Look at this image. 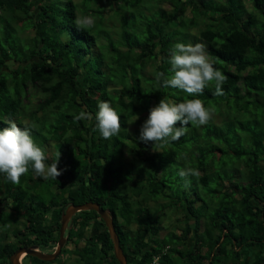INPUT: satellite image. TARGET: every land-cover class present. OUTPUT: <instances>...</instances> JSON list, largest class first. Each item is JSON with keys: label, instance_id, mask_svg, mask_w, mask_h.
I'll list each match as a JSON object with an SVG mask.
<instances>
[{"label": "trees", "instance_id": "1", "mask_svg": "<svg viewBox=\"0 0 264 264\" xmlns=\"http://www.w3.org/2000/svg\"><path fill=\"white\" fill-rule=\"evenodd\" d=\"M231 1L212 2L209 8L211 2L204 0H0V130L8 127L9 120L21 129L27 126L38 145L60 152L58 170H64L57 181L36 177L29 170L16 185L0 174V264H11L14 242L17 248L39 241L55 247L62 212L69 204L86 202L97 203L109 213L127 264H153L154 260L157 264H264V115L253 118L255 129L245 123L236 129L230 113V100L237 105L235 109L251 101L264 108V19L258 22L253 13H247L239 23L246 11L241 0ZM247 1L264 16V0ZM103 2L109 4L108 18L120 23L115 32L119 40L108 38L99 43L108 33L104 10L98 6ZM164 3L170 4V12L162 8ZM143 7L157 20L139 23L136 14ZM188 9L191 16L184 19ZM202 15L219 16L218 23L206 25L199 37L208 45L213 66L228 77L223 96L214 95V85H209L203 95L188 97L178 89L161 87L154 77L157 72L171 75L167 57L177 42L175 35H167L169 29L180 32L196 27ZM83 16L93 17L94 24L78 26L75 21ZM124 16L130 20L125 18L123 25ZM25 32L28 35L23 37ZM66 34L70 38L66 39ZM8 61L19 66L3 70ZM150 63L156 65L154 76L144 73ZM103 64L106 71L101 69ZM109 84L119 89L108 91ZM163 98L177 103L199 98L217 114L225 107L221 126L215 127L211 121L200 127L187 126L189 133L184 139L192 146L186 150L185 160L164 162L169 146L178 147V141L161 145L139 140L149 110ZM104 101L116 110L122 128L110 140L93 130L94 119H74L81 110L94 117L97 105ZM135 116H141L136 121L138 129L128 138L126 125ZM235 120L250 124L249 119ZM232 134L233 142L229 140ZM217 151H221L220 158L227 155L230 159L219 169L213 161ZM124 152L128 153L127 162ZM53 159L49 156V162ZM188 168L200 175L189 177L186 184L178 176L181 169ZM219 173L228 181V190L221 191L228 193V210L223 215L216 211L227 204L218 205L211 198L206 207L211 192L203 189ZM40 186L54 187L48 203L26 202V190ZM149 204H164L168 210L181 208L184 225H172L181 230L180 235L166 230L163 224L170 218L162 219ZM209 206L215 209L207 217ZM18 221L25 227L16 228ZM217 230L222 238L212 242L208 235ZM66 231L72 253L85 256L82 264H118L107 229L96 212L75 213ZM253 247L258 248V259L246 260V252ZM63 250L68 252L63 247L61 253ZM61 253L51 263L29 256L23 260L55 264L59 259L57 264H65Z\"/></svg>", "mask_w": 264, "mask_h": 264}, {"label": "clouds", "instance_id": "2", "mask_svg": "<svg viewBox=\"0 0 264 264\" xmlns=\"http://www.w3.org/2000/svg\"><path fill=\"white\" fill-rule=\"evenodd\" d=\"M94 18L83 16L75 23L81 27H91ZM65 38H70L69 34ZM165 58L161 57L163 61ZM167 63L170 65V76L157 72L155 79L164 88L178 89L188 97L203 95L209 85H214V95L223 96V85L228 77L213 66L210 53L203 43H176L169 49ZM98 111L93 117L86 110H81L74 117L76 121L95 120L94 131H98L101 138L110 140L121 132L120 116L109 102H100ZM214 110L206 108L199 98L187 99L177 103L163 98L158 105L149 110L147 119L143 122L139 140L145 144L149 142L161 145L179 141L188 131V125H207L213 118ZM139 117L135 116V120ZM179 124V127H177ZM8 127L0 130V174L12 184H19L21 177L31 170L36 177L44 180H55L63 174L58 170L60 152L45 149L33 139L30 129H21L14 121H7ZM47 151V154H46ZM49 156L54 159L49 162ZM186 157V154H185ZM198 170L181 169L179 176L187 184L189 177H198Z\"/></svg>", "mask_w": 264, "mask_h": 264}, {"label": "rangeland", "instance_id": "3", "mask_svg": "<svg viewBox=\"0 0 264 264\" xmlns=\"http://www.w3.org/2000/svg\"><path fill=\"white\" fill-rule=\"evenodd\" d=\"M205 2H208L210 1L211 4L209 5V8L212 7V2L213 3H217V4H221L223 2V0H204ZM231 1V0H229ZM235 1V0H233ZM242 3H243V7H244V11L245 14L240 18L239 20V23H243V21L245 20L246 18V15L247 13H253V15H255V19L258 21V22H262V20L264 19V16L262 17L261 15L259 16L258 13L256 11L253 10L252 6H251V3L248 2L247 0H241ZM232 2V1H231ZM99 7L101 10H104V18L105 20L107 21V24L105 27V29L107 30V36H102L101 37V40L99 41V43H105V41L110 38V39H113V40H119L120 38L118 37V34L115 33L117 32L118 30H120V23L116 22L115 19L113 20H110L108 17H109V14H111L110 10H109V4L108 3H98ZM80 6V5H79ZM162 8L165 9L166 11L170 12V4H162ZM79 9H83L80 8ZM150 11L147 10L145 7H143V10L140 14H136V17L139 16V23H142L143 25H145V23L150 20V18H152L150 21H153V20H157V16L153 17L150 13ZM143 13V15H142ZM149 13V14H148ZM158 13V12H156ZM191 16V12H190V9H188L183 18H189ZM127 19L128 21L130 20L129 18H127L126 16H124L122 18L123 20V25L125 24L124 23V19ZM219 21V16L217 15H213V16H199L197 18V26L196 27H191V28H186V29H182L180 32H177L176 30L172 31V29H169V32H167V35H171V36H174V39L177 43H184V44H196V43H203L206 47H207V50H208V45L207 43H205L203 40L200 39L199 37V33L200 31L206 27V25H208L209 23H213V24H217ZM254 27H258V26H254ZM166 29H168V26H166ZM252 29V28H251ZM144 32H145V27H144ZM28 35V32H25L22 34L23 37H26ZM182 36H185L184 38V41H183V37ZM104 39V40H103ZM25 48V47H24ZM106 61H108L107 59H105ZM19 66V63L17 62H14V61H8L6 62V66L3 67V70H7L8 68H17ZM103 71H106V66L103 64L102 65V68H101ZM155 70H156V65L154 63H150L148 65H146L144 67V73L147 75H152L154 76L155 75ZM155 77V76H154ZM80 81V80H79ZM81 83V81L79 82ZM116 83V82H114ZM240 87L241 84H240ZM108 91H113V90H118L119 87L116 86V85H111L109 84L108 86ZM253 103H250L249 105H246V103L240 105V107L238 109H235L236 108V104L234 103L233 104V101L230 100V104L232 103V108H233V111L230 110V113L232 115V120H234L233 124L235 126L236 129H239L240 127V124L241 123H245L249 128L251 129H255L256 128V124L253 122V118L255 117V115L257 114V117L259 118H262V116L264 115V108H260L258 106V102L256 103L255 101H251ZM241 109V111H240ZM239 110V112L237 111ZM222 113H225V107L222 106V108L220 109V114H217L214 112V115H213V118L211 119V122L213 125H215V127H219L221 126V122H222V117H221V114ZM227 116H228V110H227ZM139 118L138 119H141V116H138ZM235 117L237 118H240L242 121L244 118L245 119H249L250 120V124L247 123V121L245 122H238L237 120H235ZM137 119V120H138ZM135 120V117L132 118L130 120V122L127 123L126 125V129H125V135L128 137V138H132L133 137V134L134 132L138 129V124L136 123ZM226 133L225 134H228V123H226ZM200 127V126H199ZM198 127V128H199ZM208 131L210 132V136L212 138H214V132L211 130V129H208ZM207 132V130H204L203 131V135ZM187 133H189V130L187 131ZM229 140L230 141H234L235 138L233 137V134L229 137ZM226 142H228V138L226 139ZM178 144V147H173V146H169V152L168 150L166 151V156L164 158V162L165 163H172L174 160H176V162H178L177 159H182V160H185L187 158V155L185 157V154H186V150H189L190 147L192 146V144L188 141H186L184 139V136L178 141L176 142ZM168 148V147H167ZM166 147H164L163 149H167ZM221 153V151H217V156L216 157H213V161L215 163V169H219V167L222 166L223 163H228L230 161V159H228V156L227 155H224V157L220 158V156H218L219 154ZM173 157H175L176 159H174ZM163 158V157H162ZM190 158V157H189ZM212 156H209V160H211ZM123 159L127 162L129 161V157H128V153L127 152H124V155H123ZM224 171V170H223ZM225 172V171H224ZM225 176V175H223ZM178 179L179 180H184L183 178H181L180 176H178ZM214 180V179H213ZM210 179V184L208 186V188H203L204 189V193H210V195H208V199L206 200V207L209 204V201H211V198L212 200H214L216 202V204H220V203H223L225 202V204H227V207H225V205L221 206V207H218L216 213L218 212H221V215L225 214L228 210V193L225 194V193H222L226 190H228V181H224L219 173V177H216V180L213 181ZM169 183H171L169 181ZM189 183V182H188ZM220 187V188H218ZM218 188V190H217ZM27 193L25 195V198H26V202L27 200L28 201H40V200H43V202L46 204L48 203V201L50 200V198L53 196V192L54 191V187H48V186H45L43 188V186H40V188H35L34 190H26ZM222 191V192H221ZM55 192V191H54ZM180 192L179 189H177V193ZM201 197H203V193L202 192H199ZM1 197V196H0ZM29 197H32L31 199H29ZM28 198V199H27ZM34 203V202H33ZM197 204H200L199 206H202V203L201 201L197 202ZM164 205V204H163ZM159 205V204H149V209L151 211H159L162 219H167V218H170V221H168V219L165 221V224H163L164 227H166V230H174V231H177V234L180 235V232L181 230L178 229L177 230V227L176 228H173L174 226H172L173 224H178L179 226H182L184 225V222H185V217L182 215V209L179 208V210H174L173 208H170L169 210L167 209V207L164 205ZM211 207V206H209ZM208 207V209H209ZM164 208V210H163ZM215 209V207H211V209H209V215L207 217L210 216V213L212 212L213 213V210ZM167 211H169V213H167ZM177 211V212H175ZM165 212L167 213L166 214V217H165ZM46 217H49V214L47 215V213L45 214ZM99 216V215H98ZM100 218V217H99ZM202 220V216L200 218ZM101 220V219H100ZM193 222V219H191V223ZM172 223V224H171ZM209 223V222H207ZM171 224V225H170ZM201 224V229L203 227V222L200 223ZM213 223H211L210 225H212ZM105 225V224H104ZM209 226V225H208ZM16 228H24L25 227V223L24 222H21V221H18V223L16 224L15 226ZM106 227V226H105ZM173 228V229H172ZM209 228V227H208ZM211 229V228H210ZM60 230V228H59ZM59 230H58V234H59ZM204 231V228L202 229ZM67 233L68 231L65 230L64 232V238L66 239V242H67ZM210 236L209 237V240H212V242H214V240H216V238L218 236H221L222 238V235L221 233L217 230L213 235H208ZM58 239H59V236H58ZM9 242H12L13 240L12 239H8ZM65 242V245L63 247H65L67 249L68 252H65L64 250L62 251L61 253V260H63V262H65L66 260V263L67 264H82L84 262V257L85 256H77L78 259H80L78 261V259L76 260L74 254L72 253V246H69L72 244V242H68L66 243ZM190 243H192V241L190 240ZM37 249L39 251H41L42 253H45V254H53L55 252V249L57 247V244L55 247L51 248L52 246L50 245V243L48 242H45V241H39L37 242V244H35ZM34 245V246H35ZM12 246H16L17 247V243H12ZM69 246V247H68ZM15 247V248H16ZM67 253V254H66ZM258 248L257 247H253L251 250L247 251L246 252V260H250V261H256L258 259ZM74 260V262H73ZM245 260V261H246ZM30 258H27L25 260H23L22 264H31L30 262ZM59 262V259L57 261V263ZM55 263V264H57ZM65 263V264H66Z\"/></svg>", "mask_w": 264, "mask_h": 264}, {"label": "water", "instance_id": "4", "mask_svg": "<svg viewBox=\"0 0 264 264\" xmlns=\"http://www.w3.org/2000/svg\"><path fill=\"white\" fill-rule=\"evenodd\" d=\"M83 211H94L97 213V215H99L100 219L105 224L109 237L112 241L113 254L115 259L117 260L118 264H127L126 258L120 246L118 235L116 233L113 221L109 213L102 209L99 204L92 202H86L80 205L69 204L66 209L62 212L60 218L59 239L57 241V247L53 254L42 253L37 249L36 246L20 247L9 257L10 263L21 264V260L25 256H30L46 263L53 262L60 255L61 250L65 245L66 239L64 238V232L67 228L70 218L75 213Z\"/></svg>", "mask_w": 264, "mask_h": 264}, {"label": "flooded vegetation", "instance_id": "5", "mask_svg": "<svg viewBox=\"0 0 264 264\" xmlns=\"http://www.w3.org/2000/svg\"><path fill=\"white\" fill-rule=\"evenodd\" d=\"M22 222V221H21ZM22 229V228H21ZM30 246H34V245H30ZM30 246H27V247H30ZM36 246V245H35ZM14 247H16V246H14ZM18 248L16 247V250H17ZM30 257V256H29ZM23 262V258H22V260H21V263Z\"/></svg>", "mask_w": 264, "mask_h": 264}, {"label": "crops", "instance_id": "6", "mask_svg": "<svg viewBox=\"0 0 264 264\" xmlns=\"http://www.w3.org/2000/svg\"><path fill=\"white\" fill-rule=\"evenodd\" d=\"M54 234H56V232L54 233ZM75 255V254H74ZM75 256H77V255H75ZM73 262H74V260H73ZM65 263H66V260H65ZM22 264V263H21ZM67 264V263H66ZM72 264V263H71Z\"/></svg>", "mask_w": 264, "mask_h": 264}, {"label": "built area", "instance_id": "7", "mask_svg": "<svg viewBox=\"0 0 264 264\" xmlns=\"http://www.w3.org/2000/svg\"><path fill=\"white\" fill-rule=\"evenodd\" d=\"M153 264H157L156 260H154Z\"/></svg>", "mask_w": 264, "mask_h": 264}]
</instances>
